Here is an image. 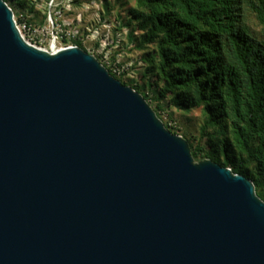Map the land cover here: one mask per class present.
Segmentation results:
<instances>
[{
    "label": "water",
    "instance_id": "95a60500",
    "mask_svg": "<svg viewBox=\"0 0 264 264\" xmlns=\"http://www.w3.org/2000/svg\"><path fill=\"white\" fill-rule=\"evenodd\" d=\"M0 264H264V200L93 54L25 41L0 0Z\"/></svg>",
    "mask_w": 264,
    "mask_h": 264
},
{
    "label": "trees",
    "instance_id": "16d2710c",
    "mask_svg": "<svg viewBox=\"0 0 264 264\" xmlns=\"http://www.w3.org/2000/svg\"><path fill=\"white\" fill-rule=\"evenodd\" d=\"M128 11L142 31L136 46H154L143 76L156 99L201 112L199 140L185 137L193 159L245 175L264 200V0H133Z\"/></svg>",
    "mask_w": 264,
    "mask_h": 264
},
{
    "label": "rangeland",
    "instance_id": "374dc122",
    "mask_svg": "<svg viewBox=\"0 0 264 264\" xmlns=\"http://www.w3.org/2000/svg\"><path fill=\"white\" fill-rule=\"evenodd\" d=\"M7 3L17 24H25V38L42 48L52 40L58 47L76 45L93 54L116 78L146 95V100L164 125L174 133L188 138L193 145L199 140L202 115L199 109L177 107L171 100H157L155 87L149 86L153 77L143 76V57L149 48H138L141 30L131 20L128 8L133 0H11ZM252 33L260 35L254 16L246 14ZM78 46V45H77Z\"/></svg>",
    "mask_w": 264,
    "mask_h": 264
},
{
    "label": "built area",
    "instance_id": "2783aa9c",
    "mask_svg": "<svg viewBox=\"0 0 264 264\" xmlns=\"http://www.w3.org/2000/svg\"><path fill=\"white\" fill-rule=\"evenodd\" d=\"M15 22H16V21H15ZM16 25H17V28H18V30H19L21 36L24 38L25 41H27V42H28L29 44H31V45H34L35 47H38V48H41V49H45V50L47 49V48H42V47L37 46L36 44L31 43L30 41H28V40L25 38L24 34L22 33V30L25 29V24H23V25H19V24H17V22H16Z\"/></svg>",
    "mask_w": 264,
    "mask_h": 264
},
{
    "label": "bare ground",
    "instance_id": "6f19581e",
    "mask_svg": "<svg viewBox=\"0 0 264 264\" xmlns=\"http://www.w3.org/2000/svg\"><path fill=\"white\" fill-rule=\"evenodd\" d=\"M60 48H63V47L62 46L58 47L57 44H56V41L52 40L46 50L50 51V52H54V51H57Z\"/></svg>",
    "mask_w": 264,
    "mask_h": 264
}]
</instances>
